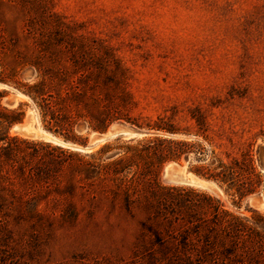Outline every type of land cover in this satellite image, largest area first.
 <instances>
[{
    "label": "rangeland",
    "instance_id": "rangeland-1",
    "mask_svg": "<svg viewBox=\"0 0 264 264\" xmlns=\"http://www.w3.org/2000/svg\"><path fill=\"white\" fill-rule=\"evenodd\" d=\"M0 20L18 50L29 48L34 39L53 38V54L73 77L72 56L83 76L97 72L104 60L118 59L128 69L132 116L155 120L174 112V121L192 130L190 110L199 108L211 135L222 132L234 141L237 135L241 141L255 136L254 148L261 147L256 165L264 173V0H16L0 3ZM22 78L31 80L32 70L25 68ZM0 89L4 97L11 93ZM16 94L20 119L32 113L44 132L31 100L19 90ZM10 127L9 133L16 134ZM90 130L76 128L84 143ZM122 140L109 141L110 152ZM173 161L184 177L198 175L194 160ZM162 167L161 184L186 185L167 182ZM30 189L39 216L18 222L0 218V264H144L135 254L149 246L153 235L141 204L127 207L99 183L83 186L70 168ZM231 193L212 195L235 214H264L251 198H264L261 188L241 198Z\"/></svg>",
    "mask_w": 264,
    "mask_h": 264
},
{
    "label": "trees",
    "instance_id": "trees-1",
    "mask_svg": "<svg viewBox=\"0 0 264 264\" xmlns=\"http://www.w3.org/2000/svg\"><path fill=\"white\" fill-rule=\"evenodd\" d=\"M10 41L0 20V82L31 100L44 129L80 144L84 143L76 132L80 123L103 130L121 119L148 133L120 141L113 152L107 142L80 155L9 133V127L20 119L21 104L6 106L5 92L0 89V218L8 216L17 222L37 218V196L31 186L70 168L83 186L99 183L125 206L141 204L146 209L151 221L146 228L153 238L135 254L144 264H264V214L241 216L204 189L159 181L162 164L183 157L197 162L194 172L217 181L226 193L241 198L261 188L264 195V173L256 165L261 147L254 148L255 136L241 141L237 135L234 141L222 132L211 135L199 108L190 110L192 130L178 125L174 112L157 115L155 120L132 116L134 102L126 89L128 69L118 59L104 60L97 72L83 76L79 73L82 66L72 56L77 73L73 77L63 70L60 56L53 54L50 36L34 39L26 50H18ZM25 68L32 70L31 80L22 78ZM223 139L237 150H231Z\"/></svg>",
    "mask_w": 264,
    "mask_h": 264
},
{
    "label": "water",
    "instance_id": "water-1",
    "mask_svg": "<svg viewBox=\"0 0 264 264\" xmlns=\"http://www.w3.org/2000/svg\"><path fill=\"white\" fill-rule=\"evenodd\" d=\"M0 86L1 88L11 90V93L3 98V103L9 107L17 106L19 104V101H17L16 99V92H18V90L3 82H0ZM11 129L16 133L25 134L26 133V122H24V117L18 120L17 122H15L14 124H12L10 127V130ZM84 129H86L85 125L77 126L78 131H82ZM147 133L148 132L146 130L139 129L126 121L116 120V121L111 122L109 125H107L106 128H104L103 130H90L87 140L85 141L84 144H80L77 142L64 139L62 136L55 134L48 130H44V133L39 134L38 138L46 142L53 143L57 146L69 149V150H73L76 152H82V153H89V152H92L94 149H96L98 145L107 143L111 140L134 139V138L144 136ZM167 135L176 136L177 134L167 133ZM185 160L188 161V158H185ZM168 162L170 161H167L166 163H164L162 167V172L164 170L165 164H167ZM171 162L176 163L173 160H171ZM193 175L195 177L194 185H196L198 188L204 189L206 191H210L212 193L223 191L222 187L217 183V181L211 178L201 176V175H196V174H193ZM180 184L192 185L187 180L183 181ZM252 197L256 200L262 199L261 194H253Z\"/></svg>",
    "mask_w": 264,
    "mask_h": 264
},
{
    "label": "bare ground",
    "instance_id": "bare-ground-1",
    "mask_svg": "<svg viewBox=\"0 0 264 264\" xmlns=\"http://www.w3.org/2000/svg\"><path fill=\"white\" fill-rule=\"evenodd\" d=\"M1 87V86H0ZM17 93V92H16ZM17 94H16V99H17ZM20 97H24L23 95H20ZM24 122H26V133H16L12 129L10 130L12 133H16L19 135H22L24 137H30V138H38V135L41 133H44L43 131H40L34 124L33 122V116L32 113L28 112V114L25 115L24 117ZM173 164H165L164 170H163V176L166 179L167 182H174V183H182L183 181L187 180L190 182V184L194 185L195 182V177L192 175L190 178L184 177L180 172L178 171V165L172 162ZM192 174V173H191ZM196 186V185H194ZM221 192H217L214 194H220ZM253 199V197L251 196ZM264 198L262 197L261 200H257L255 205L258 206L261 209H264Z\"/></svg>",
    "mask_w": 264,
    "mask_h": 264
}]
</instances>
